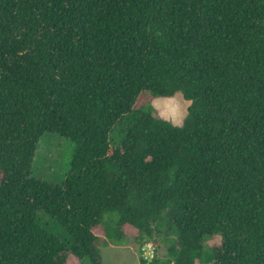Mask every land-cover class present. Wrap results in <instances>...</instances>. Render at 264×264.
<instances>
[{"label": "trees", "instance_id": "trees-1", "mask_svg": "<svg viewBox=\"0 0 264 264\" xmlns=\"http://www.w3.org/2000/svg\"><path fill=\"white\" fill-rule=\"evenodd\" d=\"M47 134L74 145L62 184L33 177ZM165 236L141 264H264V0H0V264Z\"/></svg>", "mask_w": 264, "mask_h": 264}, {"label": "rangeland", "instance_id": "rangeland-1", "mask_svg": "<svg viewBox=\"0 0 264 264\" xmlns=\"http://www.w3.org/2000/svg\"><path fill=\"white\" fill-rule=\"evenodd\" d=\"M186 101L181 94H177L172 98H155L151 93L144 92L141 94L138 104L142 109H152L160 115H166L173 104L178 103L184 112V124L191 106ZM73 150L74 145L69 140L58 135H45L37 151L33 166V177L53 184H62L71 167ZM96 233L101 235L100 231H96ZM133 234V232H130L131 236ZM158 240L146 244L142 250L143 254L133 244L123 246L109 244L102 249L104 264H141L142 257L147 262H150L156 253H158L160 259H164L168 248L174 244V238L165 236ZM221 241L222 237L217 235L206 241V244L208 247H213L214 245L221 244ZM68 264H79V262L72 257L69 259Z\"/></svg>", "mask_w": 264, "mask_h": 264}, {"label": "clouds", "instance_id": "clouds-1", "mask_svg": "<svg viewBox=\"0 0 264 264\" xmlns=\"http://www.w3.org/2000/svg\"><path fill=\"white\" fill-rule=\"evenodd\" d=\"M175 99V98H173ZM188 105L192 102L190 100L186 101ZM184 112L181 108V105L174 103L173 106L169 109V112L166 115H161L159 118L164 120L166 123L171 124L172 127H181L183 124Z\"/></svg>", "mask_w": 264, "mask_h": 264}]
</instances>
